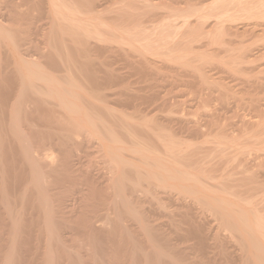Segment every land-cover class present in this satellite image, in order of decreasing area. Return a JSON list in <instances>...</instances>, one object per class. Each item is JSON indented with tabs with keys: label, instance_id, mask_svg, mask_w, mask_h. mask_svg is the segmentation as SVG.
I'll return each instance as SVG.
<instances>
[{
	"label": "bare ground",
	"instance_id": "6f19581e",
	"mask_svg": "<svg viewBox=\"0 0 264 264\" xmlns=\"http://www.w3.org/2000/svg\"><path fill=\"white\" fill-rule=\"evenodd\" d=\"M225 1L224 4L226 2H229L228 5L235 4L232 0ZM237 1L244 2V0ZM260 1L264 2V0ZM82 2L85 10L81 9L84 10V14L83 11L78 14L76 3H71L69 0H0V264H196L195 261L192 263L188 261L189 257H186V253H184L185 258L181 257L182 252L179 248L178 241L181 237L184 239L190 235L196 239L188 237V240H195L197 245L194 242L191 247L186 248H192L194 245L198 248L199 245L201 256H203L200 258L202 264H209L208 262L212 261L208 255L213 253L209 252L210 248H213L212 239L213 245L219 249L218 252L223 253L220 254L225 256V260L226 257H230L233 263L239 261L238 264H264V216H262L264 210L261 209L262 207L260 211L255 206L257 204L251 203V200L244 204L233 199L232 186H227L222 179L225 175L220 177L222 180L218 178L219 181H216L217 177L214 178L212 175V169L210 171L206 166L204 168V165L200 169H194L196 167L194 161V165L187 164L188 162L185 161L189 155L187 150L190 152L189 149L192 148L193 143L191 144L188 140L184 142L182 138H178L179 134H176L179 135L176 137L175 131L173 134L172 129L168 130L166 127V129L157 127V130L154 127L155 134L161 128L160 136L157 134L152 136L153 138L151 135L146 138V133L152 132L153 126L142 124L140 118L136 119L138 122L135 121L133 114L119 108L123 102L120 95L126 90H121L124 87H118L120 90L115 91V85L116 88L119 85L116 83V77L113 76L117 75L114 73L115 70L108 68L109 64L107 65L106 60L99 53L101 51L98 54L92 52L94 48H97V51L102 50L105 47L104 43L109 41L106 34L109 31L105 32L108 25L102 22L103 13L101 16L99 14L103 9L100 8L99 0H82ZM24 5L28 6V9L33 6H46L47 21L45 19L46 22H43L40 16L24 21L25 16L30 14V9L25 12L26 15L24 11L27 9L22 11ZM228 5H225L226 10L230 7ZM243 5L245 4L239 3L238 6ZM252 7L251 10H253ZM99 8L101 10L96 11ZM251 10L249 9L248 12ZM230 14L229 17H231ZM184 22L183 24H188L189 21ZM124 28L120 29L124 31ZM157 30L159 31L158 28ZM134 36H131V40H135L137 35L134 34ZM191 41H193L192 38ZM24 45H29L31 49L22 50ZM184 47L186 49V46ZM145 49L149 51L152 48L144 47L143 50ZM155 49L158 48L150 51L157 52L158 50ZM180 55H182L181 52ZM185 56L188 55H184V58ZM148 61H146L147 64ZM181 64L178 63V65ZM173 76L172 80H174ZM199 77L202 78V76ZM117 78L119 79L118 76ZM129 93L134 95L133 92ZM257 120L259 121V118ZM262 125L264 127V124ZM197 129L193 128L194 131ZM163 130L173 134L169 136L170 140L169 138H167L168 141L163 140L165 136L168 137L166 135L168 133L164 131V134ZM189 131H191L190 128ZM141 132L146 133L141 135ZM161 134L164 136L162 137ZM242 136H244L243 133ZM187 144H189L188 149ZM182 152L188 155L182 156ZM200 162L198 160V164ZM227 181H229L228 178ZM173 199L180 201L178 202L180 207L170 208L178 210V213H171L174 210H170L173 215L168 221L170 230L167 231V227H164L166 224L164 221L159 222L161 218H156L158 212L155 215V211L157 207L165 208L166 206L163 205H166V201ZM145 202L151 203L152 208L145 209L143 206ZM165 210L167 211L166 208ZM205 210L212 211L217 216L216 220H219V223L215 228L210 220L213 215L207 219L208 213L206 212V215ZM170 213H168L169 216ZM225 230L229 234H226ZM172 234L180 236L179 240H176L178 244L176 241L172 242ZM101 236L107 237V241L112 243L118 239V245L113 247L110 243L108 245L110 249L104 248ZM124 244L127 247L126 251L119 253L124 249ZM233 244L238 245V248H234L236 245L233 247ZM220 254L217 253V256ZM231 260L228 258L229 262Z\"/></svg>",
	"mask_w": 264,
	"mask_h": 264
},
{
	"label": "rangeland",
	"instance_id": "374dc122",
	"mask_svg": "<svg viewBox=\"0 0 264 264\" xmlns=\"http://www.w3.org/2000/svg\"><path fill=\"white\" fill-rule=\"evenodd\" d=\"M217 1H218V5H217ZM224 1L223 0H99V2L101 4L100 8H102L103 10H101L99 8V9H96V11H98V10L104 11V12L100 11V13L97 12V14L99 13L101 16L103 13L102 22L104 21L103 23L108 25L106 28L107 30L105 29V32L109 31V33L108 32L106 33L108 36L107 38H109V41L108 40H107L108 42L106 41L108 44L104 43L105 47L102 48V50L98 49V51H97V48L96 49L94 48V50L92 52L98 54V52L101 51L99 53L106 60L107 65L109 64L108 68L110 70L113 69V71L114 70L116 71V72L114 71V73H116L117 75L116 76L113 75V76L116 77L115 78L116 83H117V85L119 83V85L116 88V85L114 84L115 85V91L120 90L119 89L120 87H124L121 90H126V91H122V93L123 92L124 93L123 94L121 93L122 95H120L121 96L120 98L123 102H121V105L119 106V108L123 109V111L125 110L126 113H131V115L133 114L134 116H132V117H134L133 119H135V121L139 120V118H140V122H142V124H148V125H151V127L153 126L152 130L154 131V133H153V131L152 132L148 131L149 133L145 132L147 134L146 138L147 137L149 138L150 135H151V137L152 136L154 137L157 134L159 135L161 133L160 132L161 128H163V129L167 128L168 130L172 129L173 134L175 131L174 135L176 137H178L180 135V137H178V138H182V140H184V142H187V140H188L191 142V144L193 143L191 145L192 148L190 147V149H189L190 152H188V150H187V153L189 155L187 153L182 152V156L188 155L187 158L189 159V161L187 158L185 160L186 163L188 162L187 164L194 165V162H196L194 165L196 167L193 166L194 169H198V168L200 169V167L203 165H204V168L206 166V168H208V170L210 169V171L212 169L213 170L212 175L214 176V178L217 177V178H215L216 181H219V179L220 180L224 179V182L226 183L227 186H230V187L232 186L231 189L233 190L234 194L232 195L233 197L232 196L231 197L233 199L241 201L244 204H246L245 202L248 203V201L251 200L250 201L251 203L253 202V204H257L258 206L261 205L259 207L257 205H255L257 208L260 209L262 207L261 209L264 210V206H263L264 205V199H263L264 198V175H263V173H264V149H263L264 148V136H263L264 135V127L262 125V124H264V122H263L264 121V4H263L264 2L262 1L263 3H261V1L259 0V3H260L259 4L258 0H244V2L237 1V0H235V2H234V0H232L233 3H235V4L228 5L229 2L227 3L226 1H230V0H226L225 4H224ZM69 2H71V3L75 2L76 3V4L75 3H73V4L76 5L77 10H78V14H81L82 11H83L82 12L83 14L85 13L84 12L85 8L83 6L82 0H69ZM237 2H238V4H237ZM246 2H247V5H246ZM239 3H242V4L244 3L245 5L240 7V6H238ZM81 4H82V6H81ZM214 5H215V7H213ZM225 5H228L231 8L229 7V9L226 10L227 6H225ZM234 5H235V8L238 6L236 8V10L234 8ZM257 5H259L260 7ZM245 6L248 7L250 10H251V7L253 6L252 7L253 10H251L253 12L250 11L251 14H248V13H250V12H248L249 9L247 8L248 9L247 10ZM27 7L28 6H25L23 8V6H22V11H23V9L24 10L27 9L24 11V13L26 11L28 12L30 9V12H29L30 14L26 15V13H25L26 16L25 15L24 16H25L26 20H24V21L27 22V19L29 20L30 18H37L39 16L42 18L43 22L47 21V16H46L47 14H45L47 12L46 6H41V5L35 6V7L33 6L29 9ZM191 7H192V9H191ZM239 7H240V9H238ZM244 7H245V9H244ZM41 8L42 9L44 8V9L42 10ZM81 8H83L84 10ZM258 8H261L262 10H260ZM187 14L191 15V16L189 17ZM203 14H205V15H203ZM229 14L231 17H229ZM217 15H218V17H216ZM232 15L235 17H233ZM219 16H221V17H219ZM45 19H46V21H45ZM184 20L189 21L188 24L185 23L187 21L184 22ZM137 21L141 22V23H138ZM218 21H219V23H218ZM105 22H107V23H105ZM183 22L185 24H183ZM220 23H223V24L221 25ZM109 24H110L111 28L109 27ZM164 24H165V26H164ZM159 25H161V27ZM142 26H143V28H142ZM148 26H150V27H148ZM184 26L186 29L184 28ZM213 26L215 27V29ZM216 26H217V28H216ZM218 26L220 27L219 30H218V28H219ZM104 27H105V25H104ZM136 27H138V30H136L137 29ZM193 27L195 28V30H193L194 29ZM120 28L121 29L124 28V31L121 30ZM157 28L159 29V31L157 30ZM108 29H110V30H108ZM168 29H170V30H168ZM203 29H204V31H203ZM220 30H222V31L220 32ZM130 31H133V32H130ZM176 31H177V33L175 34ZM213 31L214 32L216 31L217 33L216 32L213 33ZM132 33L137 35L135 40L134 39L131 40V36L132 35L134 36V34H132ZM147 33H148V35H147ZM179 33L182 35H180ZM202 33H203V35H202ZM186 34L188 37L186 36ZM191 34H193V36ZM128 35H130V36H128ZM167 35H168V38H167ZM176 35H178V36H176ZM179 35L185 39H183ZM196 35L199 37H197ZM175 36H176V38H175ZM110 37H112L111 38L112 42L110 40ZM128 37L130 39H128ZM122 38H123V40H122ZM154 38H157V39H154ZM191 38L193 41L190 42ZM115 39H117V40H115ZM165 39H167V41ZM182 39H183V41H182ZM187 39L189 41H187ZM196 39H199V40H196ZM157 40H159V41H157ZM173 40H176V41H173ZM153 41H154V43H153ZM201 41H203V42H201ZM208 41H210V42H208ZM143 42H145V43H143ZM149 42H151V43H149ZM173 42H174V44H173ZM204 42H206V43H204ZM213 42H214V44H212ZM110 43H111V45H109ZM148 44H150V46ZM191 44H192V46H191ZM193 44H195V45L193 46ZM29 45L22 46V50L25 51L26 48H30ZM182 45L186 46V49ZM188 46H190V48ZM205 46L207 47V50H206ZM137 47L140 48L138 51H137V49H138ZM144 47L145 48L149 47V49L151 47L152 49H150V50H153L154 48H158V49H155L156 51L157 50L158 51L153 52L150 50L147 51V49L143 50ZM173 47H174V50H172ZM164 48H167V49H164ZM187 48L190 49V51ZM162 49L164 51L169 50V52H167V51L164 52ZM182 49H183V51H182ZM192 49H194L195 51ZM146 52H148V54ZM174 52H175V54H174ZM180 52L182 55H180ZM156 53H159V54H156ZM176 53H177V55H176ZM239 53L241 55H239ZM161 54H164V55H161ZM168 54H169V56H168ZM190 54H193V55H190ZM178 55H179L180 59L178 58ZM184 55H188V56H185V58L187 57L186 60H184L185 59ZM194 55L195 56L197 55V56L195 57ZM200 55H202L203 57ZM106 56H107V58H106ZM165 56H167V57H165ZM169 57L174 58V59L170 60ZM196 59H198V60H196ZM175 60H176V63H175ZM146 61H148V64ZM163 61H164V64H163ZM168 61H171V63H168ZM177 61H179V62H177ZM165 62H167V63H165ZM178 63L181 65H178ZM150 64H152V65H150ZM186 64H188L187 67H186ZM113 66L115 69L113 68ZM116 66H118V67H116ZM148 66H151V67H148ZM195 69H197V70L194 72ZM180 70L181 71L183 70L184 72L183 71L180 72ZM148 71L149 72L151 71V72L149 73ZM200 71H203V72H200ZM165 73H166V76H165ZM179 73L180 74L182 73V74L179 75ZM198 75L202 76V78L199 77ZM203 75H204V77H203ZM117 76L119 77V79L117 78ZM154 76H156V77H154ZM172 76H173L174 80H172ZM168 77H169V79H168ZM153 78H154V80H153ZM207 80H209L208 81L209 83L207 82ZM167 82H169V83H167ZM114 85H112L111 87L113 88ZM111 87H110V89H111ZM113 89H111V90H113ZM199 89H200V91H199ZM129 92H133L134 95H131L132 93L130 94ZM172 92H174V93H172ZM218 94H219V96H218ZM135 95H137L136 97H139V98H136ZM224 95H226V96H224ZM221 97H222V99H221ZM224 97H226V98H224ZM201 98L203 100H201ZM217 99H219V100H217ZM150 103H152V104H150ZM122 104H123V106H122ZM203 105H204V107H203ZM128 107H129V109H128ZM137 108H138V112H137ZM261 110H263V111L261 112ZM130 111H132V112H130ZM140 111H142V112H140ZM138 113H139V117H138ZM145 116H147V117H145ZM148 116H149V118H148ZM259 116H261V117H259ZM136 117H138V118H136ZM158 118H159V120H158ZM208 118H209V120H208ZM258 118H259V121L257 120ZM165 119H167V120H165ZM170 119H172V121H170ZM186 119H187V122H186ZM260 119L261 120L263 119V120L261 121ZM207 120H208V122H207ZM256 121H257V123H256ZM146 122H148V123H146ZM154 122H156L160 125L158 126V124H155ZM209 122H212V123L210 124ZM161 124H163L164 126L162 125L163 126L162 127ZM181 124H182V126H181ZM213 125L215 126V128ZM154 127L156 130H157V127L158 128L161 127L158 130L157 134H155ZM188 127L190 128L191 131H189ZM193 128H194V130H196L197 128H199V129H197V131H194ZM220 129H222V130H220ZM168 130H163L162 132L165 134L164 131L167 132ZM226 130H228V131H226ZM220 132H223V133H220ZM226 132H228V133H226ZM145 133L141 132V135L142 134L145 135ZM152 133H153V135H152ZM169 133H171V132H169ZM169 133L166 134L168 137L165 136L163 138V140L169 138V136L170 137L173 136V134L171 135ZM182 133L185 136H183ZM235 133H237V134H235ZM242 133L244 136H242ZM164 134L163 135L161 134L162 137L164 136ZM176 134H179V135L177 136ZM144 135H143V137H144ZM210 135H213V136H210ZM229 135H231V136H229ZM235 135H238L240 137L237 138ZM205 136H206V138H205ZM260 136H262L263 138ZM174 137H172V138H174ZM189 137H191V138L189 139ZM209 137H215V138L211 139ZM225 137H226V139H225ZM251 137H253V138H251ZM247 138H248V140H247ZM239 139H240V141H239ZM169 140H170V138H169ZM174 140H176V139H174ZM226 140L228 141V143ZM229 140L230 141L233 140V141L230 142ZM166 141H168V139ZM211 141H212V143H211ZM197 142L198 143L201 142V143L198 144ZM229 143H233V144H229ZM187 145H188V147H187V149H188L189 144H187ZM220 145H221V147H220ZM223 149H224V151H223ZM195 150H196V152H195ZM214 150H216V151H214ZM206 152H207V154H206ZM213 154H215V155L213 156ZM196 157H197V159H196ZM210 157H211V159H210ZM198 160L201 161L200 164H198ZM197 164L199 165V167ZM214 166H215V168H214ZM210 167H212V168H210ZM231 168H232V170H231ZM226 171H228V172H226ZM216 174H217V176H216ZM223 175H225V176H223ZM220 177H222V179ZM227 178L229 181H227ZM258 180H260V181H258ZM231 181H232V183H231ZM235 182H236V186H235ZM242 183H243V185H242ZM250 184H253V185H250ZM254 185H256V186L254 187ZM246 186H247V188H246ZM234 188L236 190H234ZM251 193H253V194H251ZM243 196H245V197H243ZM174 198L176 199V197H174ZM259 199H260V202H259ZM242 200H244V201H242ZM172 201L169 200V202H168V200H167L166 205L165 204L163 205V206H166L165 208L167 209V211L165 210L164 207L162 208V206L157 207L156 208L157 210L155 209L156 210L155 215H156V212H158L156 215L157 216L156 218H159V219L161 218L159 221L160 223H162V221H164V224H166V226H164V227H167L166 228L167 231L170 230V225H169L168 221L170 220L171 216L173 215V214L171 215V213H174V214L178 213V210L175 211L174 209H175V206H176V208L180 207V205L178 204V202H180L179 200L178 201L174 200L173 202ZM173 203H175V205ZM177 205H179V206H177ZM143 206L147 210L152 208V204L149 202H145L143 204ZM170 208H174L173 210L175 212L173 210H171ZM180 209H182V208H180ZM261 209H260V211H262ZM170 210L173 212H171ZM206 212L208 213V215L206 214ZM210 212L206 211V210L204 211V213L207 215L206 218L213 215L210 217V220L212 221V224L214 226L213 225H210V226H213V228H215L217 226V224L219 223V220H216L217 216L214 215V213L212 211H210ZM168 213H170V216ZM263 213H264V211H262V216H264ZM164 215H165V217H164ZM162 217H164V218H162ZM164 219L167 221V223ZM207 219H209V218H207ZM225 233L229 234V232L226 230H225ZM173 234H175V233H173ZM173 234H172V236H173ZM172 236H171L172 242H175L177 239L179 240L180 236H173L174 239ZM101 237L104 238V239L102 238V241L104 242V248L110 249L111 247L108 246L110 243L113 244V247H116V244L118 243V239H115L117 241H114L112 243V242L107 241V237H104V236H101ZM188 237L192 238L191 235ZM188 237L184 238V239H183V237H181V240L183 239L182 244L180 242L181 240L178 241L180 243L179 248H180V252H182L181 253L182 256L180 254H178V255L185 258L184 253H186L187 255H189V256L186 255L187 258L189 257L188 261H190L191 263L193 261H195L196 264H202L201 259H200L203 257V256H201V253H200L201 247L199 248V245H198V248H196L197 246H195V245H197L196 244L197 242H195V240L191 241V239H189L190 240L189 241ZM193 238H195V237H193ZM211 241H212L211 244H212L213 248H210L209 252H213V253H208V255L212 258V261L209 260L210 262H208V260H207V262L209 264H229L232 261L231 258L226 257V260H225L224 259L225 256L221 255L223 253L218 252L219 249H216L217 247L213 245L214 240L212 239ZM194 242H195V245H194L195 248H194V246L192 248H186L189 246L191 247V244L193 245ZM176 243H177V241H176ZM235 245L233 244V247ZM105 246H107V247H105ZM237 246L238 245H236L234 248H236ZM123 247H124V249L120 248V249H122V251L120 250L119 253L123 252L124 250L126 251V249H127L126 244H124ZM231 247H232V244H231ZM211 249H213L214 251H212ZM180 252H178V253H180ZM214 253H215V255H214ZM217 253L218 254L221 253V254L217 256ZM214 256L216 257V259ZM220 256H222V257H220ZM206 258H208V256ZM218 258L220 260H218ZM228 258L231 260L230 262L228 261ZM213 259L215 261H213ZM196 260H198V261H196ZM216 261H217V263H216ZM226 261L228 263H225ZM237 262L239 263V261H237ZM238 263H233V261L231 262V264H238Z\"/></svg>",
	"mask_w": 264,
	"mask_h": 264
}]
</instances>
